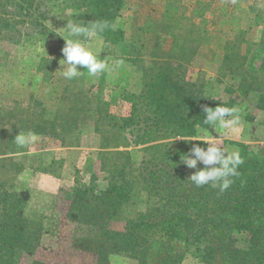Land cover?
<instances>
[{
  "label": "rangeland",
  "instance_id": "1",
  "mask_svg": "<svg viewBox=\"0 0 264 264\" xmlns=\"http://www.w3.org/2000/svg\"><path fill=\"white\" fill-rule=\"evenodd\" d=\"M14 1H6L10 25L0 26V188L27 198L25 215L40 222V236L29 249L16 245L9 264H228L219 251L201 261L193 247L161 226H132L130 243L120 246L112 232H124L128 221L148 207L152 199L145 192L132 195L104 221L84 220L87 213L75 207L98 204L107 211L112 196L98 200L107 185L98 153L106 132H95L97 109L89 105L98 104L101 114L125 117L130 94L147 90L165 99L170 85L151 80L159 71L201 84L206 96L237 107V131L206 126V135L243 158H264V110L256 107L264 97V0H116L113 33L101 22L104 30L92 41L112 70L93 77L81 69L84 74L71 80L61 74L63 37L68 38L63 27L67 20L81 22L92 7L86 10L83 0H33L26 14L17 13ZM101 6L106 10V0ZM183 47L189 51L182 53ZM117 60L123 61L119 67ZM80 99L89 107L76 114ZM56 114L59 135L31 129ZM106 122L98 121L99 128L106 130ZM206 127L196 126L195 134L183 137L202 139L200 129ZM27 131L36 133L37 141L18 146L16 134ZM121 136L113 148L128 150L135 168L141 147L124 148ZM182 141L189 150L193 144L206 147L203 141ZM184 168L187 179L196 171ZM91 175L99 189L81 202L75 177L88 184ZM232 234L236 248L248 247L244 234ZM222 252L227 254L226 248Z\"/></svg>",
  "mask_w": 264,
  "mask_h": 264
},
{
  "label": "trees",
  "instance_id": "2",
  "mask_svg": "<svg viewBox=\"0 0 264 264\" xmlns=\"http://www.w3.org/2000/svg\"><path fill=\"white\" fill-rule=\"evenodd\" d=\"M6 1L0 0L2 27L10 25L5 16L8 13ZM29 1L25 6L27 0H15L17 13L26 11L28 14L27 10L30 11L33 3V0ZM101 1L83 0L82 5L92 7V10L87 11L81 22L88 25L97 17L98 22H104L106 30L113 33L110 22L117 11L112 9L116 0H106V10L102 8ZM188 49L183 47L180 51L183 53ZM151 80L167 82L171 87L169 97L162 99L164 94H146L147 90L130 94L127 99L131 102V111L125 117H117L108 111L101 114L98 104L89 105L97 109L96 119L99 122L104 118L107 121L106 130L99 128L98 121H94L96 133L106 132V143L102 144L103 149L98 150V153L102 156L100 168L107 173V185L105 190L99 191L98 200L101 203L108 194L112 196L107 211L98 204H79L75 209L87 213V216L82 217L84 220L98 216L104 221L114 216L120 205L132 195L139 191L145 192L152 199L148 207L138 211L136 218L128 221L124 232H112L113 239L120 246L126 247L130 243L128 231L132 226L141 229L161 226L175 238L193 247L192 253L203 262L209 261L219 251L228 264H264V158H243L244 163L238 168L239 175L233 178L232 185L223 193L210 185L196 187L186 178L185 164L181 161V155L188 154L189 147L174 137L193 135L196 126L206 127L203 123V108L215 107L219 101L206 96L201 84L177 76L173 80L167 71H159ZM172 98V103L168 102ZM260 101L256 107L264 110V97L263 103ZM86 104V99H80L76 114L84 107H89ZM58 122L59 116L56 114L52 118H42L31 129L36 133L57 136ZM117 135L124 140V148L141 147L142 158L135 168L128 150L113 148L119 140ZM95 177L91 175L88 184L75 177V196L82 198L81 202L99 189ZM21 194L0 188V264L11 263L16 245L29 249L30 243L40 236V222L29 219L28 213L25 215L27 198ZM234 230L245 235L247 248L234 246ZM211 232L212 237L208 238ZM212 238L218 242L209 240ZM224 248L227 254L222 252Z\"/></svg>",
  "mask_w": 264,
  "mask_h": 264
},
{
  "label": "clouds",
  "instance_id": "3",
  "mask_svg": "<svg viewBox=\"0 0 264 264\" xmlns=\"http://www.w3.org/2000/svg\"><path fill=\"white\" fill-rule=\"evenodd\" d=\"M64 31L68 38L64 39L65 44L61 49L64 59L61 64L64 78L71 80L84 73L81 69H86L89 76H98L106 71H111L106 59L100 58V51L94 47L92 41L104 30V25L100 22L84 24L74 20H67ZM62 37V36H61ZM123 61L117 60L116 67ZM204 125L216 126L228 132H235L241 121L240 110L237 107H229L224 102H219L215 107L205 106ZM208 128L200 129L202 139L185 138L176 135L174 139H181L185 142L190 140L203 141L206 147L193 144L188 154L181 155V161L190 169H196L189 177L196 187L210 185L219 188L223 193L233 183V178L239 175L238 168L244 163V159L238 150H229L219 142L214 141L206 135ZM173 139V140H174ZM172 140V141H173ZM37 141V134L32 131L18 132L15 142L18 146L24 147ZM201 163L204 167L197 168Z\"/></svg>",
  "mask_w": 264,
  "mask_h": 264
},
{
  "label": "crops",
  "instance_id": "4",
  "mask_svg": "<svg viewBox=\"0 0 264 264\" xmlns=\"http://www.w3.org/2000/svg\"><path fill=\"white\" fill-rule=\"evenodd\" d=\"M254 122V121H253ZM263 137H264V135H263ZM264 141V140H263Z\"/></svg>",
  "mask_w": 264,
  "mask_h": 264
}]
</instances>
